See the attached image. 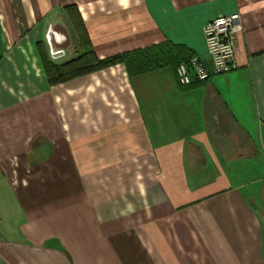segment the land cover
Listing matches in <instances>:
<instances>
[{"label":"crops","instance_id":"obj_1","mask_svg":"<svg viewBox=\"0 0 264 264\" xmlns=\"http://www.w3.org/2000/svg\"><path fill=\"white\" fill-rule=\"evenodd\" d=\"M234 12L239 66L203 81L44 70L78 55L75 15L98 59H206ZM0 264H264V0H0Z\"/></svg>","mask_w":264,"mask_h":264},{"label":"trees","instance_id":"obj_2","mask_svg":"<svg viewBox=\"0 0 264 264\" xmlns=\"http://www.w3.org/2000/svg\"><path fill=\"white\" fill-rule=\"evenodd\" d=\"M74 30L78 36L77 56L57 65L43 58L44 70L51 83L64 81L72 76L100 69L117 62L122 63L128 75L143 73L165 64H174L187 60L192 54H187L178 46L169 42H163L149 46L145 49H133L105 59H98L92 48L87 33L84 31L80 17L75 15Z\"/></svg>","mask_w":264,"mask_h":264},{"label":"built area","instance_id":"obj_3","mask_svg":"<svg viewBox=\"0 0 264 264\" xmlns=\"http://www.w3.org/2000/svg\"><path fill=\"white\" fill-rule=\"evenodd\" d=\"M242 23L238 12L221 15L207 21L203 26L206 59L192 55L175 67V74L181 85L203 81L210 76L225 74L238 68L234 36L241 31Z\"/></svg>","mask_w":264,"mask_h":264},{"label":"rangeland","instance_id":"obj_4","mask_svg":"<svg viewBox=\"0 0 264 264\" xmlns=\"http://www.w3.org/2000/svg\"><path fill=\"white\" fill-rule=\"evenodd\" d=\"M71 40V39H70ZM78 40V39H77ZM72 42H73V39H72ZM75 45V44H74Z\"/></svg>","mask_w":264,"mask_h":264}]
</instances>
